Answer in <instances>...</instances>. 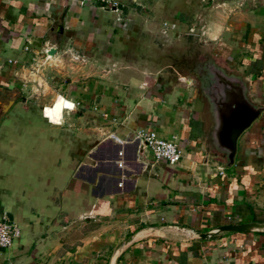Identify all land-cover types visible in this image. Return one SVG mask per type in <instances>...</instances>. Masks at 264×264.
I'll return each mask as SVG.
<instances>
[{
  "label": "crops",
  "instance_id": "obj_1",
  "mask_svg": "<svg viewBox=\"0 0 264 264\" xmlns=\"http://www.w3.org/2000/svg\"><path fill=\"white\" fill-rule=\"evenodd\" d=\"M118 2L0 0V218L20 227L0 264H108L149 226L115 264H264V233L188 230L264 222V110L227 167L199 87L148 64L155 38L203 26L264 105V0ZM60 97L75 108L55 124ZM141 128L174 138L181 160L153 159Z\"/></svg>",
  "mask_w": 264,
  "mask_h": 264
},
{
  "label": "water",
  "instance_id": "obj_2",
  "mask_svg": "<svg viewBox=\"0 0 264 264\" xmlns=\"http://www.w3.org/2000/svg\"><path fill=\"white\" fill-rule=\"evenodd\" d=\"M197 82L213 122L210 131L213 154L222 158L225 166L230 167L234 163L239 136L261 115L264 105L254 103L248 96V85L243 77L228 70L216 57L205 62ZM159 229L158 226H149L129 236L115 249L108 264H115L122 248L142 231L158 234ZM188 230L196 239L211 240L234 231L264 233V222L221 224L203 232L192 228Z\"/></svg>",
  "mask_w": 264,
  "mask_h": 264
},
{
  "label": "rangeland",
  "instance_id": "obj_3",
  "mask_svg": "<svg viewBox=\"0 0 264 264\" xmlns=\"http://www.w3.org/2000/svg\"><path fill=\"white\" fill-rule=\"evenodd\" d=\"M205 2L207 0L201 3ZM209 2L211 3V0ZM210 3L204 5H210ZM188 25L181 26L180 34H169L167 39L155 38L152 43V56L150 55L153 61L148 64L155 70L160 69L166 76L168 75L169 82L172 84H183L185 80L191 79L198 87L197 75L203 72L205 62L214 58V54L211 42L207 35L203 34V26ZM191 28H194L193 33L190 31Z\"/></svg>",
  "mask_w": 264,
  "mask_h": 264
},
{
  "label": "built area",
  "instance_id": "obj_4",
  "mask_svg": "<svg viewBox=\"0 0 264 264\" xmlns=\"http://www.w3.org/2000/svg\"><path fill=\"white\" fill-rule=\"evenodd\" d=\"M96 1L101 6L110 8L113 11L119 10L118 0ZM174 27V25L170 26V28ZM190 31L193 33L194 28H191ZM137 137L141 140L142 146L151 154L153 159H164L170 164H176L181 160L182 151L174 138L168 139L159 136L154 129L147 128H141L138 130ZM19 235L20 227L18 224L12 221L8 216L3 215L0 218V249L10 246L13 240L19 237Z\"/></svg>",
  "mask_w": 264,
  "mask_h": 264
},
{
  "label": "clouds",
  "instance_id": "obj_5",
  "mask_svg": "<svg viewBox=\"0 0 264 264\" xmlns=\"http://www.w3.org/2000/svg\"><path fill=\"white\" fill-rule=\"evenodd\" d=\"M75 108V104L71 101L64 99L63 97L58 98L54 107L46 109V115L50 117L51 121L55 124H61L63 122L62 112L63 109L72 110Z\"/></svg>",
  "mask_w": 264,
  "mask_h": 264
},
{
  "label": "flooded vegetation",
  "instance_id": "obj_6",
  "mask_svg": "<svg viewBox=\"0 0 264 264\" xmlns=\"http://www.w3.org/2000/svg\"><path fill=\"white\" fill-rule=\"evenodd\" d=\"M199 75H200V74H199ZM199 75H197V77H198Z\"/></svg>",
  "mask_w": 264,
  "mask_h": 264
}]
</instances>
